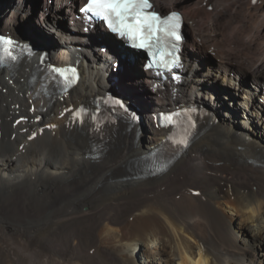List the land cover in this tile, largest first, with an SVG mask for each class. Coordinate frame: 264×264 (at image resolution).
Instances as JSON below:
<instances>
[{
    "label": "bare ground",
    "instance_id": "bare-ground-1",
    "mask_svg": "<svg viewBox=\"0 0 264 264\" xmlns=\"http://www.w3.org/2000/svg\"><path fill=\"white\" fill-rule=\"evenodd\" d=\"M2 1L5 32L27 13ZM83 1L43 0L35 20L65 18ZM154 2L159 10H184L191 77L177 99L210 105L200 135L165 172L132 173L167 137L166 130L149 124L153 113L173 101L172 93L158 97L138 67V52L122 50L123 42L101 28L88 44L78 29L62 25L63 47L76 46L84 55L75 59L83 75L69 96L51 85L49 97L42 93L44 72H34L41 53L0 70V264H264V106L255 98L264 91V0ZM69 37L72 41H64ZM97 39L112 40L109 52L120 67L134 66H126L119 83L144 108L148 136L143 122L132 129L108 124L106 135L96 134L92 121L73 116L109 88L105 74L103 85L94 88V79L113 68L108 53L97 58L103 52ZM238 91L242 99L229 110L236 117L224 120L220 99L224 94L233 99ZM20 115L28 120L16 124ZM240 118L248 138L225 128L240 125ZM32 130L38 131L34 139Z\"/></svg>",
    "mask_w": 264,
    "mask_h": 264
},
{
    "label": "snow or ice",
    "instance_id": "snow-or-ice-1",
    "mask_svg": "<svg viewBox=\"0 0 264 264\" xmlns=\"http://www.w3.org/2000/svg\"><path fill=\"white\" fill-rule=\"evenodd\" d=\"M151 9L150 0H87V4L82 11L90 16L102 18L113 32L132 41L134 47L151 50L154 44H165L174 49L176 47L175 42L181 39L179 14L173 12L167 18L162 19ZM0 42L9 46L13 44L12 40L3 36H0ZM5 50L7 51V49ZM167 54L171 55L170 52ZM163 55L162 52V57ZM175 63L174 58L170 64L166 63L165 66L171 68ZM148 67H153V64H149ZM55 71L64 75V72L60 69ZM71 71L75 72L74 69ZM72 82L74 81H69V83ZM116 103L120 102L116 101ZM120 106L123 107V104ZM166 119L170 121L172 117L169 116ZM177 142L187 146V138Z\"/></svg>",
    "mask_w": 264,
    "mask_h": 264
},
{
    "label": "rangeland",
    "instance_id": "rangeland-1",
    "mask_svg": "<svg viewBox=\"0 0 264 264\" xmlns=\"http://www.w3.org/2000/svg\"><path fill=\"white\" fill-rule=\"evenodd\" d=\"M42 1L43 0H41V4L40 5H37V3L35 2V0H5L4 2L2 1V3L1 4H3L4 6H14L15 4L16 5H19L20 7H22L23 8V10L24 11H26V16L25 17H20L17 21H16V23H14V24H12V26H11V28H10V32H12V33H17V34H19L20 36H23V37H25V39H27V40H29V41H31V40H35V37L36 38H38V40H43L42 38L44 37L43 36V33L44 34H46V35H49L50 36V38L52 39V40H48V41H44V42H47V43H49L50 44V47L52 48V50H53V53H51L50 54V58L51 59H54L55 60V57H54V51H56V49H63L64 47V42H60V37H59V34H58V32H59V28L60 27H62V25H64V26H68V25H65V24H60L59 22L61 21V20H64L65 18H60V19H53V18H51L50 17V19L51 20H46L45 22H40V21H36L35 19H36V17H37V15H39V11L42 9L43 10V8H42ZM9 2V3H8ZM8 8V7H7ZM27 8V9H26ZM175 8H179V9H181L182 11H184L182 8H180V7H175ZM22 13H23V11H21ZM53 19V20H52ZM3 20L4 19H0V32H2V28H3V25H4V22H3ZM55 27V29L57 30V36H58V40L54 37V33H53V31H55V29L53 30V28H51V27ZM65 27V28H66ZM18 28V29H17ZM50 28L52 29V31L50 30ZM188 31V30H187ZM24 32H26L27 34H30L31 36H29V35H27V34H24ZM50 32V33H49ZM188 33H189V31H188ZM34 36V37H33ZM65 40H71L72 41V38L71 37H69V38H64V41ZM69 44V43H68ZM64 49H66V50H68V49H75L76 51L74 52V54H75V59L76 58H78V60H80L81 61V59H82V57L84 56L83 55V52H82V49H78V47H76V46H70V47H68V48H64ZM87 51V50H86ZM40 52H38V54H39ZM106 54L107 55V53L106 52H104V50H103V52L102 51H99V53L97 54V58L99 57V56H101V54ZM37 54V53H36ZM35 55V54H34ZM103 58H106V57H104L103 56ZM109 58V57H108ZM211 58V57H210ZM213 58V57H212ZM124 59V58H123ZM109 60H110V62L111 63H113L114 64V62H113V60H112V58H109ZM214 61L216 62V63H219V61H218V59L217 58H214ZM117 63H119V62H117ZM91 64H92V62H90V61H88V62H86V68L87 67H89V66H91ZM129 63H124V65L122 64V66L120 67V72H118V74L116 73V74H114L112 71H113V68L111 69L112 71H110V72H103V74L100 76V77H98V78H95L94 79V88H100L102 85H103V76H104V74L105 75H108L109 73L111 74V73H113L114 75H113V77H112V75L110 76V79H111V81H116L117 83H118V86L121 88V86H120V83L119 82H122L123 80L125 81V79H126V76L124 77V78H121V80L119 81V77H120V75H122L124 72H125V69H126V66L131 70V69H133V67L132 66H130V65H128ZM114 66V65H113ZM130 66V67H129ZM232 66H236V67H239V65H237V64H234V65H232ZM138 67H140V63L138 64ZM141 69H142V67H140ZM6 69V68H5ZM5 69H3V70H5ZM124 69V70H123ZM239 69V68H238ZM123 71V72H122ZM122 72V73H121ZM121 73V74H120ZM120 74V75H119ZM134 77L133 78H136L135 77V75H133ZM137 76V75H136ZM127 78H131V77H127ZM249 80V78L247 79V81ZM261 80H262V82H263V85H264V76L263 77H261ZM105 82H109L108 80L107 81H105ZM248 83V82H247ZM248 84H250L251 85V81L249 80V83ZM264 89V88H263ZM121 90H122V88H121ZM233 90V89H232ZM238 94L237 95H235V97L232 99V97H228L227 95H222V98L220 99V101H222L223 103H224V105L226 106V110H225V115H223L224 116V120H226V119H228V118H234V117H236V115H234L233 113H232V111H229V110H232V109H235V105H238V101L239 100H241L242 98H241V96H242V91H238L237 92ZM145 94H146V97L148 98V99H150V100H153L154 99V96L156 97V95L155 94H153L152 92L150 93V92H147V91H145ZM198 94H199V92H198ZM149 96H152V97H149ZM229 98V100H227ZM130 99V98H129ZM131 100V99H130ZM155 100V99H154ZM198 100H201V99H198ZM198 100H195V99H188V101L189 102H196V101H198ZM131 101H133V100H131ZM231 101H234V104L233 105H231L232 103H231ZM133 102H135V101H133ZM203 102V101H202ZM221 102V103H222ZM238 102V103H237ZM141 106V105H140ZM141 110L143 111L144 110V108L141 106ZM154 114V113H153ZM153 114H152V119H153ZM218 120H219V122L220 123H222V120L221 119H219V118H217ZM241 118L240 119H238V122L240 123V125H238V124H236V126H226L225 128L226 129H232V133H235V132H238L239 133V135H240V137H243V138H248V136H246L245 135V133L244 132H242V130H244L243 128H241V127H243L242 125H241ZM231 121V120H230ZM223 124V123H222ZM150 127L152 126V128H155V125H154V122L151 120V122H150ZM144 127H147V124L144 122V125H143V128ZM108 128H110V130H108L109 131V133L108 134H111V133H113V129L111 128V126H108ZM149 131H150V129L149 128H145V132H144V137H146V136H148V134H149ZM255 137H257V136H255V135H253V137H250V138H255ZM259 138V137H258ZM260 141V140H259ZM261 143H262V145H264V142L263 141H261Z\"/></svg>",
    "mask_w": 264,
    "mask_h": 264
},
{
    "label": "water",
    "instance_id": "water-1",
    "mask_svg": "<svg viewBox=\"0 0 264 264\" xmlns=\"http://www.w3.org/2000/svg\"><path fill=\"white\" fill-rule=\"evenodd\" d=\"M35 2L37 3V5H40L41 4V0H35ZM140 55H142V54H140ZM21 117H26V116L20 115V117L16 118V120H15L16 124H19L18 123V119L21 118Z\"/></svg>",
    "mask_w": 264,
    "mask_h": 264
}]
</instances>
